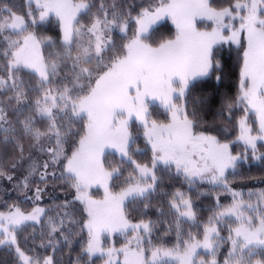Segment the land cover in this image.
I'll return each mask as SVG.
<instances>
[{
	"label": "snow or ice",
	"instance_id": "snow-or-ice-1",
	"mask_svg": "<svg viewBox=\"0 0 264 264\" xmlns=\"http://www.w3.org/2000/svg\"><path fill=\"white\" fill-rule=\"evenodd\" d=\"M22 8L0 4V180L18 193L0 210V248L12 264H92L95 256L104 264H264V191L245 198L233 187L245 164L264 166V0H24ZM53 17L58 37L41 35ZM168 21L174 35L155 39ZM233 46L237 93L216 115L228 124L235 109L243 115L235 141H222L215 120L203 118L213 97L198 89L213 74L225 79L222 57ZM155 102L165 120L152 118ZM233 143L244 151L233 154ZM177 178L187 190L167 191L165 180ZM208 196L215 203L202 221L197 201ZM116 233L125 243L105 248Z\"/></svg>",
	"mask_w": 264,
	"mask_h": 264
},
{
	"label": "trees",
	"instance_id": "trees-1",
	"mask_svg": "<svg viewBox=\"0 0 264 264\" xmlns=\"http://www.w3.org/2000/svg\"><path fill=\"white\" fill-rule=\"evenodd\" d=\"M2 3H9L14 6H17L18 9L21 11L23 10L22 6L24 4V0H0V4ZM226 0H214V5L219 6L222 4H225ZM203 26V25H201ZM158 28V31L155 32L154 38L159 40L161 38H169L172 35H174V26L171 24L170 21L168 22H162L160 25L156 26ZM41 35L45 36H52L53 38L58 37V26L55 22V18H52V22H45L43 25H41ZM223 62L225 63V79L221 82H216L215 80V74L204 82V87L198 89L199 92L203 94H207L211 97H213V103L211 107V111L207 112V114L203 117L206 119L209 124H212L213 120H215L214 125V134H216L215 129L221 130L219 133V138L221 140H232L234 136L237 133V128L235 127L236 120L243 115L242 108H238L234 110V115L232 118V123L228 124L226 120L221 119L219 116L216 115L217 111L220 109L222 103L224 102V98L228 99H234L237 93V81H238V73H239V67H238V61L236 56V50L235 46H233L232 52L229 54L227 53V50L225 49V53L223 54ZM150 112L152 113V118L156 120H165L166 119V113L164 112L163 108L160 107L158 104H152L150 106ZM254 119V117H253ZM133 129L136 130L135 122L133 121ZM224 129H227V131H223ZM140 139L138 141V146L143 147L144 146V140L142 136V130H140ZM225 133V134H224ZM137 145H134L133 147H136ZM232 150L234 152L241 153L244 151V145L242 143H233ZM258 147V154L264 153V143L259 142L257 144ZM249 160L251 161V150H249L248 153ZM141 162H145V160L150 158V152L148 153L147 157H138ZM109 160H112L113 157H108ZM241 173L242 179L240 177L236 178V182L233 185V187L237 190H243V192H256L259 193L261 191H264V166L260 164L258 161H252L250 164H245L242 168L238 170ZM127 172H125V175ZM17 175L19 176V171L17 172ZM22 178V177H21ZM229 179L231 180L232 177L230 176ZM165 185L168 187L166 188L167 191H175L177 188H183L184 190H187V185L182 183V180L180 178H177L176 180L169 182L168 180H165ZM205 190H207L210 186L204 185L202 186ZM118 190V188L114 189ZM51 191V189H49ZM99 193L97 192L96 195ZM56 195L59 196L61 199L64 197V193L61 192L59 189H57ZM18 193L13 190V185L9 183L7 180H0V210H4L6 205L13 203L14 201H17ZM247 197V196H246ZM195 199V196H194ZM227 199L226 196H221V203L225 202ZM42 205L47 206L52 203L51 200L48 199L47 196H45L44 200L41 202ZM155 203V202H154ZM215 200L211 197H201L199 201H197L198 208L201 209L200 216L201 220H206L207 216L210 214L207 209L214 205ZM22 207L26 210H31L32 204L31 201H26L22 204ZM133 205H129V211L130 215L133 217V219H138L139 215L138 213L131 212V208ZM146 219L149 217H145ZM153 220H156L157 217L155 215H152L150 217ZM187 225L185 226V231H187ZM195 231V229H193ZM31 232V229L29 228L26 232L20 233L19 239L21 242V245L24 246V237L27 236ZM161 234L160 230H157V233L154 235L153 240L154 243L156 242L157 236ZM175 242V234L173 233L169 238L167 242V246L172 245ZM28 245L32 244V241L29 240ZM37 244H39V239L36 241ZM41 254H48L45 252L44 249L39 250ZM51 250L49 249L48 252ZM67 250L65 249V252ZM76 251H79V246L76 245ZM75 253H73V256ZM60 258V254L57 253V259ZM222 259V257H220ZM103 258L99 256L93 257L92 264H100ZM7 261V264H12V259L10 256H8L7 250L0 248V264H4V262Z\"/></svg>",
	"mask_w": 264,
	"mask_h": 264
},
{
	"label": "rangeland",
	"instance_id": "rangeland-1",
	"mask_svg": "<svg viewBox=\"0 0 264 264\" xmlns=\"http://www.w3.org/2000/svg\"><path fill=\"white\" fill-rule=\"evenodd\" d=\"M153 104H158V105H159V102H155V103H153ZM159 106H160V105H159ZM160 107H161V106H160ZM224 134H225V133H224ZM253 134H255V132H254ZM237 135H238V129H237V133H236V135L234 136V138H233L231 141H235ZM225 140H226V139H225ZM222 141H224V140H222ZM259 142H262V141H258L257 144H258ZM263 143H264V142H263ZM230 150L233 152V154L238 153V152H234V151L232 150V146H230ZM236 190H237V189H236ZM117 191H118V190H117ZM240 191H243V190H240ZM91 192H92L94 198H102V196H103V189L93 188V189H91ZM97 192L99 193L98 195H96ZM244 193H245V198H247L246 196H247V193H248V192H244ZM230 202H231V197H230V196H227L226 201L223 202L222 204L227 205V204H229ZM253 203H255V197H253ZM225 235H226V233H225ZM125 240H126V238H125L124 236H122V235L116 233V234H113L111 237L105 236V237L103 238V244H104V247H105V248L112 247V246H114V247H116V248H119V247H121V246L125 243ZM166 246H167V245H166ZM171 246H172V245H170V246H168V247H171ZM104 259H106V257L103 258V260L101 261L100 264H104ZM120 259L122 260L123 257L121 256Z\"/></svg>",
	"mask_w": 264,
	"mask_h": 264
}]
</instances>
